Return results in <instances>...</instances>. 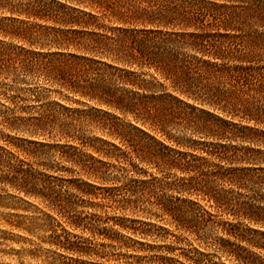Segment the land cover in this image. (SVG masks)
Listing matches in <instances>:
<instances>
[{"label": "trees", "instance_id": "16d2710c", "mask_svg": "<svg viewBox=\"0 0 264 264\" xmlns=\"http://www.w3.org/2000/svg\"><path fill=\"white\" fill-rule=\"evenodd\" d=\"M0 12L61 27L0 18V34L32 46L44 39L40 48L47 47L37 51L0 43L2 128L30 137L56 131L79 139L84 126H100L113 141L97 138V144H89L94 152L118 162L134 153L158 172L175 174L166 184L157 181L183 196L170 199L163 211L177 228L230 255L234 243L223 237L209 241L201 230L216 226L245 238L185 196L202 197L211 207H235L264 226V207L233 202L236 198L223 189L248 184L264 189V0H0ZM33 80L93 106L42 104L45 88L27 82ZM28 100L40 104L22 105ZM112 112L134 123L126 125ZM78 157L87 176L105 180V162Z\"/></svg>", "mask_w": 264, "mask_h": 264}, {"label": "rangeland", "instance_id": "374dc122", "mask_svg": "<svg viewBox=\"0 0 264 264\" xmlns=\"http://www.w3.org/2000/svg\"><path fill=\"white\" fill-rule=\"evenodd\" d=\"M3 16L23 19L35 27L61 28L50 20L0 12V18ZM10 23L14 22L4 21ZM43 42L46 41L40 39L32 46L28 41L0 34V43L7 46L47 50L40 48ZM27 82H38L45 88L42 104H52L56 109L60 105L93 106L90 102L83 104V99L67 91L60 95L58 87L51 83ZM0 103H4L1 97ZM40 103L28 100L22 105ZM112 113L126 125L132 121L130 116ZM137 125L155 134L148 124ZM78 138L56 131L30 137L0 126V175L8 176L6 181L0 180V264H264V233L253 232H264L262 224L239 215L235 207H211L202 197L185 196L197 201L201 211L213 213L216 223H231V231L245 238L240 241L216 226L201 230V236H208L209 241L217 237L229 239L234 243L235 255L217 250L196 233L177 228L163 211L162 206L170 199L183 196L166 186L158 187L157 181L166 184L175 174L158 172L153 164L141 162L134 153L118 162L94 152L89 144H97V138L113 141L100 126H84ZM137 138L153 143L152 138L141 134ZM29 139L38 142L30 143ZM79 155L86 163L92 161L90 156L105 162V180L87 176L81 169L83 162H76ZM223 189L228 197L236 198L233 202L264 207L262 188L248 184L240 188L225 185Z\"/></svg>", "mask_w": 264, "mask_h": 264}]
</instances>
